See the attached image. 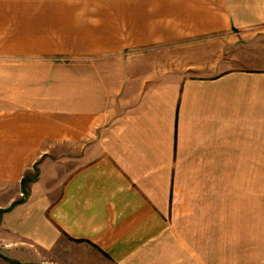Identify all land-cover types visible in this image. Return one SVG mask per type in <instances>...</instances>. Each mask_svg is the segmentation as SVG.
I'll list each match as a JSON object with an SVG mask.
<instances>
[{
  "label": "crops",
  "instance_id": "crops-1",
  "mask_svg": "<svg viewBox=\"0 0 264 264\" xmlns=\"http://www.w3.org/2000/svg\"><path fill=\"white\" fill-rule=\"evenodd\" d=\"M239 30L195 75L146 54ZM263 168L264 0H0L4 257L226 264L218 204Z\"/></svg>",
  "mask_w": 264,
  "mask_h": 264
},
{
  "label": "rangeland",
  "instance_id": "rangeland-1",
  "mask_svg": "<svg viewBox=\"0 0 264 264\" xmlns=\"http://www.w3.org/2000/svg\"><path fill=\"white\" fill-rule=\"evenodd\" d=\"M256 2V0H253ZM259 29L258 25L253 26V31L247 34H254ZM231 36L225 35L211 38L199 43H189L177 47H152L146 51L152 62L156 65L172 69L183 67L185 75H195L197 70L184 68L188 62L186 54H189L191 64L204 63L203 56L210 53L216 56L219 61L225 58V48L228 44L234 43L235 51L244 37L241 30L228 32ZM196 56V59L194 58ZM185 61V62H184ZM160 67V69H162ZM164 69V68H163ZM158 77V75H155ZM233 195L232 200L218 204L219 217L217 225L223 227L229 225L234 230L231 233H219L218 240L230 242L237 249L229 247L227 252L232 255L226 260V264H264V168L244 169L233 171ZM186 222L194 223L193 218H184ZM232 225V226H230ZM222 243L223 241H218ZM240 243V244H238ZM6 253V252H5ZM0 250V255L3 256ZM9 255L10 253H6ZM4 257V256H3ZM7 258V257H6ZM5 261L0 258V264H34V263H13L7 258ZM212 264H218L215 259Z\"/></svg>",
  "mask_w": 264,
  "mask_h": 264
},
{
  "label": "clouds",
  "instance_id": "clouds-1",
  "mask_svg": "<svg viewBox=\"0 0 264 264\" xmlns=\"http://www.w3.org/2000/svg\"><path fill=\"white\" fill-rule=\"evenodd\" d=\"M87 11L96 12L97 11V8L96 7H92L90 9H87ZM84 15H85V10L84 9H82L79 12L76 13V16H77L78 19L81 18V17H84ZM89 22L90 23H93V24L99 23V21L98 20H95V19L90 20Z\"/></svg>",
  "mask_w": 264,
  "mask_h": 264
},
{
  "label": "trees",
  "instance_id": "trees-1",
  "mask_svg": "<svg viewBox=\"0 0 264 264\" xmlns=\"http://www.w3.org/2000/svg\"><path fill=\"white\" fill-rule=\"evenodd\" d=\"M0 258L3 259V260H5V261L8 260L6 257H3V256H1V255H0ZM10 261H12V260H10ZM12 262L14 263L15 261H12Z\"/></svg>",
  "mask_w": 264,
  "mask_h": 264
}]
</instances>
